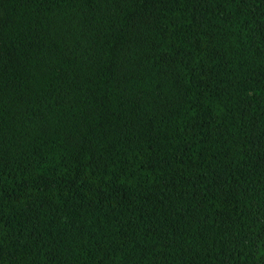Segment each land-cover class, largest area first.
<instances>
[{
    "label": "trees",
    "instance_id": "1",
    "mask_svg": "<svg viewBox=\"0 0 264 264\" xmlns=\"http://www.w3.org/2000/svg\"><path fill=\"white\" fill-rule=\"evenodd\" d=\"M0 264H264V0H0Z\"/></svg>",
    "mask_w": 264,
    "mask_h": 264
}]
</instances>
